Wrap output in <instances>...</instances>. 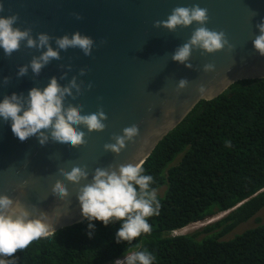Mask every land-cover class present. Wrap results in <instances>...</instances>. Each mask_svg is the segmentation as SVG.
<instances>
[{"label":"water","instance_id":"1","mask_svg":"<svg viewBox=\"0 0 264 264\" xmlns=\"http://www.w3.org/2000/svg\"><path fill=\"white\" fill-rule=\"evenodd\" d=\"M0 4V17L18 15L14 27L31 28L33 37L41 32L55 38L79 31L95 41L91 56L79 48L61 50V59L52 60L39 76L29 68L22 78L16 76L18 68L41 52L25 47L26 42H21L11 57L0 48V100L13 92L26 96L34 86L42 89L52 76L62 86L76 76L78 83L84 82L82 94L75 100L67 97L65 104H82L84 114L102 107L108 117L102 132L89 134L86 128L81 129L87 143L79 148L51 140L41 147L35 136L21 142L12 133L11 122L0 119V195L19 197L33 217L40 211L48 214L49 232L41 238L86 220L76 194L91 181L95 168L126 163L142 166L198 102L217 98L239 81L264 79V56L252 43L259 34L256 25L264 19V0H0ZM193 4L208 9L206 27L224 31L235 50L213 54L194 50L189 61L193 69H188L174 62L171 55L199 25L194 22L169 32L154 28L153 22L167 19L176 7ZM74 13L83 19L77 20ZM51 43L55 48L54 40ZM207 63L214 64L215 70L204 72ZM82 68L86 69L83 76L79 75ZM64 72L67 78L60 80ZM4 77H10L7 85ZM181 78L189 84L178 90ZM89 82L91 89L87 88ZM133 124L138 125L139 134L124 150L118 155L104 150V144L115 143L113 135H122L123 129ZM74 166H86L89 180L73 185L58 172ZM56 180L67 186V198L52 194Z\"/></svg>","mask_w":264,"mask_h":264},{"label":"trees","instance_id":"2","mask_svg":"<svg viewBox=\"0 0 264 264\" xmlns=\"http://www.w3.org/2000/svg\"><path fill=\"white\" fill-rule=\"evenodd\" d=\"M142 168L160 204L148 218L150 233L118 243L121 221H92L89 229L86 219L34 240L6 264H114L145 249L153 264H264V223L229 237L264 209V79L239 81L198 102Z\"/></svg>","mask_w":264,"mask_h":264},{"label":"clouds","instance_id":"3","mask_svg":"<svg viewBox=\"0 0 264 264\" xmlns=\"http://www.w3.org/2000/svg\"><path fill=\"white\" fill-rule=\"evenodd\" d=\"M2 11L3 4H0V12ZM74 15L77 20L83 19L78 13ZM18 19V15L0 17V48L3 49L4 55L11 57L14 52L19 51L21 42H26L25 47L36 49L41 54L33 56L29 64L20 66L16 73L17 78L27 76L29 68L35 76H39L42 69L52 60L61 59V50L79 48L85 56L92 55L95 41L88 35L76 31L71 36L65 34L54 38L41 32L33 37L31 28L21 30L14 27ZM208 21V9L193 4L190 7L174 8L167 19L154 21L153 27L175 32L178 28L193 25L194 22L199 25L193 30L190 39L178 46L171 55L174 62L193 69L189 61L194 50H201L202 54H213L225 49L228 52L235 50V45L229 41L224 31L210 30L206 27ZM256 28L259 34L252 41L253 48L260 56H264V19ZM53 40L55 48L51 43ZM67 67L70 71L71 65ZM214 70L215 65L212 63L203 66L204 72ZM85 74L86 69H80L79 75ZM66 78L67 72H64L59 79ZM9 82L10 77L3 78L4 85ZM83 83V81L78 83L77 77L73 76L62 86L57 77L52 76L45 87L41 89L34 86L26 96L23 92L5 95L0 100V119L5 123L11 122L12 133L21 142L35 136L41 147L51 140L79 148L87 143L86 133L81 129L86 128L89 134L102 132L107 127L105 121L108 119L102 107L94 113L84 114L82 104H65L67 97L75 100L82 94ZM188 84V79L181 78L178 81V90L185 89ZM87 88H92L91 82ZM199 91H204V87L201 86ZM138 134V125L125 127L122 135L111 137L115 143L104 144V150L118 155L125 149L126 143L132 142ZM58 172L73 185H80L82 181L89 180L86 166L59 168ZM142 173V166L136 163L95 168L91 181L79 187L76 194L82 215L90 222L89 229H94L92 221H100L105 226L114 221H121L116 233L118 243L130 241L142 233H150L148 218L158 214L160 204L155 191L150 190L153 177ZM24 184H27V181ZM52 194L64 199L69 196V191L64 182L56 180ZM48 220V214L42 211L33 217L19 197L13 199L6 194L0 195V256L12 257L18 250L27 248L34 240L47 235L50 227ZM91 234L90 231L89 236ZM153 260L154 256L145 249L117 260L114 264H122L125 261L126 264H153ZM0 264H6V261L0 259Z\"/></svg>","mask_w":264,"mask_h":264},{"label":"rangeland","instance_id":"4","mask_svg":"<svg viewBox=\"0 0 264 264\" xmlns=\"http://www.w3.org/2000/svg\"><path fill=\"white\" fill-rule=\"evenodd\" d=\"M157 194V193H156ZM227 213H223V214H220V215H217L216 217L214 218H210L208 220H205L203 222H200V223H196V224H193V225H190L188 227H186L185 229H182L180 231H177V232H174L173 235H180V234H188V233H191L195 230H199L201 228H203L204 226H206L207 224H210L212 222H215L219 219H221L222 217H224ZM258 220V223L259 224H263L264 223V209L259 212L254 218H252L251 220L247 221L246 223H243L241 225H239L238 227H236L234 229V231L229 235V237H233L234 235L236 234H240L242 233L243 231H245L246 229H249V228H253L257 225V221ZM122 264H126V261Z\"/></svg>","mask_w":264,"mask_h":264}]
</instances>
